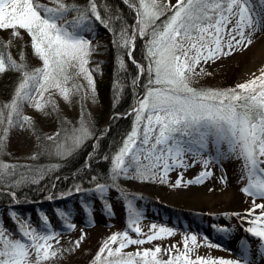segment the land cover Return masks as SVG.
<instances>
[{
    "label": "snow or ice",
    "instance_id": "6c2138e0",
    "mask_svg": "<svg viewBox=\"0 0 264 264\" xmlns=\"http://www.w3.org/2000/svg\"><path fill=\"white\" fill-rule=\"evenodd\" d=\"M50 2L58 6L48 7L39 0H0V30L12 29L13 36L20 35L17 29L26 30L35 53L43 62L40 69L23 72L15 98L4 106L9 110V125L15 123L13 115L22 123L29 122V118L20 113V103L25 100L31 103L37 93L42 100L43 93L54 88L68 99L70 89L63 85L67 84L70 69L78 68L77 74L83 73L89 85H93L91 73L85 68L91 41L81 34L89 30L86 25L91 18L85 11L74 21H66L68 11L79 10L70 8L63 0ZM138 4V34L150 38L147 52L151 61L146 69L140 68L141 73H148V86L145 95L133 109L136 122L142 123V130L134 128L114 157V178L127 174L129 169L141 179L154 178L157 169H162L166 176L170 169L186 166L183 160L186 154L203 152L211 143L216 149L217 158L233 155L243 161V178L248 181L243 191L250 196L264 198V73L237 85L236 89H196L190 86L195 67L202 60L206 63L223 51L222 34L226 33L229 37V49L244 45L246 41L248 44L252 42V34L264 24L262 16L253 8L252 0H177L174 5L170 4V0L168 5L160 0H138ZM259 4L264 10V0H259ZM166 8L171 15L156 25ZM90 11L97 21L107 27L94 2ZM230 24L233 27L228 28ZM245 29L249 30L247 36ZM125 37L126 32H122L123 46L130 49L135 33ZM212 44L214 48L210 46ZM128 54L131 56V51ZM6 67L19 71L23 66L10 56L6 64L5 55L0 53V73ZM237 89L243 90V93ZM44 106L40 101L35 104L41 110ZM88 135L90 133L82 125L71 137L73 146H78ZM223 145H227V152L222 150ZM58 148L64 155L70 151L64 145H58ZM142 155L149 161L147 165L140 164ZM125 157H130L127 164ZM148 172H151V177L146 176ZM206 175L209 174L202 173L195 182H202ZM180 182L178 179L176 186ZM97 188L103 193L106 186L98 185ZM255 208L264 209V204L254 205L249 214ZM261 221H264V215L251 221L254 226L247 231L264 239ZM131 224H137V218H133ZM152 227L155 228V225ZM21 228V235L28 242L10 239L0 228V264H41L56 256L49 243L54 238L52 234L35 232L23 224ZM135 231L139 233L140 228L135 227ZM159 231L171 234L170 229L160 228ZM118 237V247L111 248L109 244H116ZM157 238L158 235H149L147 241ZM196 239L195 235L191 236L193 244ZM147 241L132 239L128 232L113 234L99 250L96 260L100 261L101 254L107 250V256L115 259L108 260L106 264H161L156 258L161 252L160 247L142 253L122 254L127 246L142 245ZM137 258H140L139 261ZM179 259L177 256L163 264H175ZM184 260L186 264H217L216 261L202 258L190 261L187 255ZM219 264L239 262L220 260Z\"/></svg>",
    "mask_w": 264,
    "mask_h": 264
},
{
    "label": "rangeland",
    "instance_id": "374dc122",
    "mask_svg": "<svg viewBox=\"0 0 264 264\" xmlns=\"http://www.w3.org/2000/svg\"><path fill=\"white\" fill-rule=\"evenodd\" d=\"M134 2L136 4L132 7L137 12L138 0ZM160 2L168 5L169 0H160ZM47 3L54 7L58 6L50 0ZM176 3L177 0H170V4ZM252 3L253 8L264 19V10L261 9L259 0H252ZM168 11L170 10L166 8L165 14L155 22L156 25L166 20L162 18ZM231 27L233 25H228V28ZM88 29L83 36L91 41V51L86 57L89 68L86 69L91 73L93 85L90 86L84 74L81 73L80 82L76 88L67 84L63 85L70 89L68 99H65L59 90L50 88L43 93L42 100L39 93L31 103L26 100L20 107V113L23 117H28L29 122L22 123L15 116L13 120L15 123L11 125L7 123L4 126V134L0 132L1 168L15 163L32 164L35 161L41 163L48 161L51 165H55L86 144L87 137L78 146H73L71 141L73 134L82 126L84 112L90 119L91 125H99L102 121L106 124L110 121L112 117L109 113L110 104L98 92L104 81L101 75H96L93 70L101 65L100 58L108 49L111 37L109 33L101 32L94 27ZM248 31L245 29L246 36ZM3 33L4 30H0V53L1 48L5 46L2 40L6 34ZM23 36H14L13 47L17 52L20 48L21 50L27 48L26 52L30 54L32 61L42 68V59L35 53L30 35L26 32ZM222 36L223 51L206 63L202 60L201 64L195 67L190 77L191 87L216 89L214 86L222 84V86L227 85V90L236 89L237 85L258 78L264 73V24L252 34L250 44L246 41L244 45L229 49L227 46L229 37L226 33ZM5 38H9L10 41V33ZM233 44H235L234 41ZM210 46L215 47L214 44ZM4 55L7 64L8 55ZM8 70L9 68L6 67V70L0 73V79L8 73ZM37 101L45 104L42 110L35 107ZM104 123L101 124L105 125ZM58 145H64L66 149H70L68 154H61ZM222 150L227 152V145H223ZM128 158L130 159L125 157L126 164ZM183 160L186 166L174 167L166 176L162 169H157L159 177L156 175L157 177L154 178L141 179L137 178L132 169H129L127 174H121L122 191L111 186H106L103 193L98 188L89 191L92 197L120 198L129 213L149 220L135 225L140 228V232L137 233L134 227L133 233L137 236H130L132 239L147 241L149 235L159 236L142 245H129L122 250V254L137 251L142 253L144 250L160 247L161 252L156 258L161 264H163V258L172 257L169 260H174L177 256L182 259L175 264H186L185 255L190 261L202 258L206 261H216L217 264L220 260L239 262V264H264V239L246 233L244 230L246 227L241 226L253 227L251 221L257 216L264 215V209L261 208H255L249 214V210L253 209L254 205L264 204V198L250 196L243 191L248 185V181L243 178V161L233 155L217 158L216 149L211 143L203 152L196 155L186 154ZM148 163L149 161L142 155L140 164ZM169 163L173 162L169 161ZM202 173L209 175L203 176L202 182H195ZM161 177H164L163 181ZM178 179L181 182L179 186H176ZM188 181L193 182L188 183ZM192 187L198 188L199 197L192 200L181 199L183 192ZM160 205L168 209L164 215L159 208ZM0 212L2 215L7 213L5 209ZM190 213H194V216L190 217ZM116 214L115 210L111 214L114 218L108 219L106 215L94 213L95 224L92 227H83L76 222L66 231L54 229L49 233H43L53 235L54 238L49 243L52 245L51 251H55L56 256L42 261L41 264H103L96 260L101 247L113 234H123L116 223V221H122V217L118 213L116 220ZM215 223H222V225L216 227ZM153 225L155 228L152 227ZM204 226L207 228L205 229ZM260 226L264 227V221H261ZM160 228L170 229L171 234L161 233ZM193 235L197 237L195 244L191 241ZM243 239L246 244H244V250H241L240 243H244ZM24 242H28L27 239ZM118 243L119 237L116 244L110 243L109 246L115 249ZM106 254L107 250L101 254V258ZM111 259L115 258L111 257L107 260Z\"/></svg>",
    "mask_w": 264,
    "mask_h": 264
},
{
    "label": "trees",
    "instance_id": "16d2710c",
    "mask_svg": "<svg viewBox=\"0 0 264 264\" xmlns=\"http://www.w3.org/2000/svg\"><path fill=\"white\" fill-rule=\"evenodd\" d=\"M48 1L39 0L48 7H54L48 4ZM93 2L107 27L91 15L90 8ZM63 3L79 10L68 11L65 14L66 21H74L81 12L86 11L91 18L86 26L109 33L111 37L108 49L100 58L101 65L97 66L98 69L94 68L93 73L101 75L104 81L98 92L103 99L108 100L109 113L112 117L106 124L104 121L101 122L105 125L101 123L91 125L90 119L84 112L82 125L89 129L90 133L86 144L55 165H51L48 161L42 163L35 161L32 164L15 163L0 167V211L3 209L7 211L5 215L0 212V228L10 239L25 241L27 238L21 235L22 224L26 227L30 226L31 230L41 234L49 233L54 229L66 231L76 222L83 227H92L95 224L94 213L113 219L111 214L116 210L115 219L117 220L118 213L122 217V221H116L118 228L123 233L128 232L129 236L135 237L137 236L133 233L135 225L149 220L129 213L120 198L92 197L88 191L95 190L98 185H110L122 191L121 175L114 178L113 174L114 157L134 128L139 126L142 130V123L136 122V112L133 109L145 95L148 86V73L146 71L141 73L140 68L146 69L151 62L147 52L150 38L148 35L140 37L138 34L137 12L132 7L136 4L134 0H63ZM170 15L171 11H168L162 19H167ZM13 31L12 29L4 30V35L8 36L10 33V41L9 38H5L6 36L2 38L5 46L1 48V53L10 56L23 67L19 71L9 68L8 73L0 79V132L2 134H4V126L7 125L9 115V110L4 106L15 98L18 84L23 79V72L31 73L41 68L32 61L30 54L26 52L27 48L23 50L20 48L18 52L15 50L12 44ZM16 31H19L21 36L26 33V30L17 29ZM122 32H126V37L135 33L130 49L123 46ZM84 33L85 31L81 34L84 35ZM129 51L131 56L128 54ZM86 65L85 68H89V64ZM78 72V68L69 70L68 86L76 88L79 84L81 73L77 74ZM216 86L214 88L217 90L222 88L227 90V85ZM25 101L20 103V107ZM14 117L15 115L12 116L13 120ZM148 174L152 175L151 172L146 173ZM156 175L159 177L157 171ZM159 207L165 212V206ZM191 216H194V213H190ZM133 218H137V224H131ZM109 258L111 257L107 254L103 255L100 262L106 264ZM169 258L172 257L163 258L162 261H168ZM139 259L137 258L138 261Z\"/></svg>",
    "mask_w": 264,
    "mask_h": 264
},
{
    "label": "bare ground",
    "instance_id": "6f19581e",
    "mask_svg": "<svg viewBox=\"0 0 264 264\" xmlns=\"http://www.w3.org/2000/svg\"><path fill=\"white\" fill-rule=\"evenodd\" d=\"M197 189L198 188L192 187L189 190L183 192V194L181 195V197H182L181 199L192 200V199H194L196 197L198 198L199 196L197 194ZM161 206H164V205H161ZM222 240H223V238H222Z\"/></svg>",
    "mask_w": 264,
    "mask_h": 264
}]
</instances>
